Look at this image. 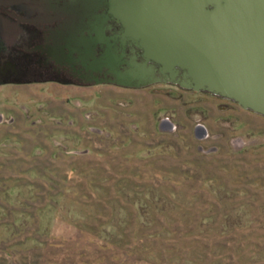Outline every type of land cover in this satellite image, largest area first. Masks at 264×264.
Masks as SVG:
<instances>
[{
    "label": "rangeland",
    "instance_id": "rangeland-1",
    "mask_svg": "<svg viewBox=\"0 0 264 264\" xmlns=\"http://www.w3.org/2000/svg\"><path fill=\"white\" fill-rule=\"evenodd\" d=\"M54 97L81 138L52 132L67 112L43 109ZM0 104L26 120L0 124V264H264L263 116L172 85L48 76L1 85Z\"/></svg>",
    "mask_w": 264,
    "mask_h": 264
},
{
    "label": "water",
    "instance_id": "water-1",
    "mask_svg": "<svg viewBox=\"0 0 264 264\" xmlns=\"http://www.w3.org/2000/svg\"><path fill=\"white\" fill-rule=\"evenodd\" d=\"M133 29L144 61L157 67L136 64L125 76L156 72L148 83L207 92L264 117V0H148L134 12Z\"/></svg>",
    "mask_w": 264,
    "mask_h": 264
},
{
    "label": "flooded vegetation",
    "instance_id": "flooded-vegetation-1",
    "mask_svg": "<svg viewBox=\"0 0 264 264\" xmlns=\"http://www.w3.org/2000/svg\"><path fill=\"white\" fill-rule=\"evenodd\" d=\"M147 1L0 0V82L48 76L69 84L124 80L142 84L127 88L165 84L183 89L161 81L148 83L159 76L156 72L140 78L124 75L145 62L142 48L133 42L141 37L133 26L134 12ZM109 55H120L119 62L103 63ZM145 65L157 67L152 61Z\"/></svg>",
    "mask_w": 264,
    "mask_h": 264
},
{
    "label": "crops",
    "instance_id": "crops-1",
    "mask_svg": "<svg viewBox=\"0 0 264 264\" xmlns=\"http://www.w3.org/2000/svg\"><path fill=\"white\" fill-rule=\"evenodd\" d=\"M7 83H11V82H0V86L3 84H7ZM71 85H74L75 87H86V86H96L97 87V85H101V84H71ZM58 99H60V98L54 97L51 99H47L46 106L43 108V109L46 108L48 110L52 109L53 112H56V110H59L61 107H63L64 110L65 109L67 110V112L65 111L66 118L64 117V119L59 121V124L66 123V125L61 126V127L57 126L58 128L56 130L54 129V131H52V132H55L56 134H58L59 135L58 137H60V138H65V139L70 138V137H73L74 139H79V137L81 138L82 137V135H81L82 131L79 129L73 128V125H72L73 119L71 117V116H73V111H72L73 108L71 107L68 99L63 98V103L61 104L60 108L55 103ZM3 108L7 110V109H10L11 106H5L4 107L0 104V124L3 121H5V122L14 121L15 118H17V120L15 121L17 123H20V121H21V123H24L26 121L24 118H22V117L20 118V116L19 117L15 116V115L12 116L7 111H2L1 109H3ZM33 108H34V106H33ZM35 111L38 112V110H35ZM3 112H5V113H3ZM6 114H8V115H6ZM35 121L36 120H30V123L35 122Z\"/></svg>",
    "mask_w": 264,
    "mask_h": 264
},
{
    "label": "trees",
    "instance_id": "trees-1",
    "mask_svg": "<svg viewBox=\"0 0 264 264\" xmlns=\"http://www.w3.org/2000/svg\"><path fill=\"white\" fill-rule=\"evenodd\" d=\"M99 242H101V243H98L97 245H99V246H103V245H105V243L104 242H102V241H99ZM145 258H141V257H135L134 258V262H132L131 264H136V263H138L139 261H142V260H144ZM150 264V263H149Z\"/></svg>",
    "mask_w": 264,
    "mask_h": 264
}]
</instances>
